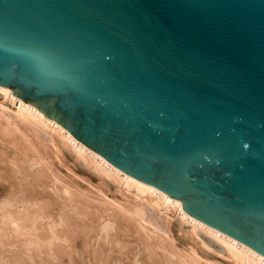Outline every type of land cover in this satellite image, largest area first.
<instances>
[{"label":"water","instance_id":"1","mask_svg":"<svg viewBox=\"0 0 264 264\" xmlns=\"http://www.w3.org/2000/svg\"><path fill=\"white\" fill-rule=\"evenodd\" d=\"M0 85L264 256V0H0Z\"/></svg>","mask_w":264,"mask_h":264},{"label":"bare ground","instance_id":"2","mask_svg":"<svg viewBox=\"0 0 264 264\" xmlns=\"http://www.w3.org/2000/svg\"><path fill=\"white\" fill-rule=\"evenodd\" d=\"M43 141L57 157L65 152L70 160L78 162L81 173L112 181L115 191L125 196L121 200L105 198L96 208L98 231H92L88 241V264H215L213 252L231 260L226 264H264V256L192 217L179 200L124 173L10 88L0 85V149L10 153L12 166L19 168L18 162L25 159L24 153H29L31 159H25L24 168L30 172L39 169ZM65 190L72 197L70 190ZM81 195L87 209H91L92 198ZM11 206L8 200L0 204V238L6 226L18 236L27 234L21 216L13 214ZM69 210L80 219L87 217L78 212L79 204L73 200ZM65 219L59 215L60 224ZM184 229L188 236L177 244L172 232H185ZM127 234L134 236L135 252L126 249ZM58 238L54 233L51 243ZM6 247L0 240V264H36L32 257L26 259L15 253V245ZM100 250L107 254L106 258H101Z\"/></svg>","mask_w":264,"mask_h":264},{"label":"rangeland","instance_id":"3","mask_svg":"<svg viewBox=\"0 0 264 264\" xmlns=\"http://www.w3.org/2000/svg\"><path fill=\"white\" fill-rule=\"evenodd\" d=\"M43 142L40 145L41 165L33 172L28 167L24 168L25 159H31L29 153H24L25 159L18 162L19 168H14L10 153L0 149V204L4 200L10 201V211L21 216L27 230L23 237L6 226L0 240L7 249L9 245H15V253L26 259L32 257L36 264H88V241L92 231H98L96 208L103 204L105 198L121 200L125 196L115 191L112 181L108 183L81 173L76 160H70L65 152L57 157L46 146L47 142ZM65 188L70 190L72 197L67 196ZM81 193L92 198L91 209H87L88 204ZM71 200L79 204L78 212L87 214L86 218L80 219L70 212ZM60 214L66 217L64 224L59 223ZM133 225L130 222V227ZM184 231L172 232L177 244L179 239L188 236ZM54 233L59 238L51 243ZM125 238L126 249L135 252L134 236L127 234ZM100 252L101 258L107 257L103 250ZM213 255L215 264L231 261L218 253L216 255V252Z\"/></svg>","mask_w":264,"mask_h":264}]
</instances>
